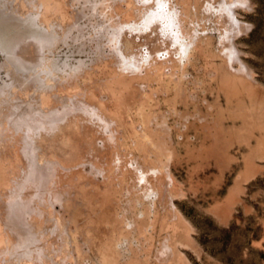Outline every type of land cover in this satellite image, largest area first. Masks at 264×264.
Instances as JSON below:
<instances>
[{"label":"rangeland","instance_id":"1","mask_svg":"<svg viewBox=\"0 0 264 264\" xmlns=\"http://www.w3.org/2000/svg\"><path fill=\"white\" fill-rule=\"evenodd\" d=\"M163 2L0 0V264H264V0Z\"/></svg>","mask_w":264,"mask_h":264},{"label":"bare ground","instance_id":"2","mask_svg":"<svg viewBox=\"0 0 264 264\" xmlns=\"http://www.w3.org/2000/svg\"><path fill=\"white\" fill-rule=\"evenodd\" d=\"M137 1H138V0H137ZM161 1L163 2V0H161ZM168 1H169V0H168ZM130 2H131V1H130ZM141 2H143V1H141ZM131 3H132V2H131ZM138 3H139V2H138ZM149 3H150V2H149ZM235 3H236V2H235ZM235 3H234V4H235ZM239 3H240V2H239ZM160 4H161V3H160ZM167 4H168V3H167ZM232 4H233V3H232ZM234 4H233V5H234ZM242 4H243V3H242ZM136 5H137V4H136ZM163 5L166 7V5H165V1L163 2L162 6H160V8H163ZM169 5H170V3H169ZM169 5H168V7H169ZM230 5H231V4H230ZM133 6H134V4H133ZM139 6H141V5H139ZM152 6H153V5H152ZM152 6H151V7H152ZM243 6H244V5H243ZM134 7H135V8H134ZM134 7H133L134 9H131V8H130V12L127 14V17H128V15H133L132 13L137 14V13L140 12V11H139V8H137L136 6H134ZM144 7H146V6H144ZM151 7H150V8H151ZM170 7H171V6H170ZM236 7H237V6H236ZM124 8H125V7H124ZM227 8H228V7H227ZM234 8H235V7H234ZM143 9H145V8H143ZM166 9H167V7H166ZM169 9H170V8H169ZM171 9H172V8H171ZM228 9H229V8H228ZM231 9H232V7H231ZM121 10H124V9H121ZM125 10H128V9H125ZM160 10H161V9H160ZM162 10H165V8H163ZM162 10H161V11H162ZM167 10H168V9H167ZM175 10H176V9H175ZM221 10H222V9H221ZM158 11H159V9H158ZM171 11H173V10H171ZM171 11L168 10V13L170 12V13H171L170 16L173 18L174 16L172 15V12H171ZM179 11H180V10H179ZM179 11H178V12H179ZM229 11H230V10H229ZM229 11H228V12H229ZM232 11H233V10H232ZM232 11H231V12H232ZM151 12H153V11H151ZM154 12H155V11H154ZM163 12H164V11H163ZM173 12H174V11H173ZM168 13H167V14H168ZM170 13H169V14H170ZM233 13H234V12H233ZM151 14H152V13H151ZM164 14H166V12H165ZM164 14H163V17H164ZM169 14H168V15H169ZM173 14H174V13H173ZM227 14H228V13H227ZM154 15L158 16V15H160V14H158V13L156 12L155 14L148 15V16L146 17L147 19L145 20V23L149 24L148 22H149V20L151 19L150 17H152V18H153V17H156V16H154ZM174 15H175V14H174ZM233 15H234V14H233ZM233 15H232V16H233ZM133 16H134V17H133ZM133 16H132L133 19H134V18L137 19V18L135 17L136 15H133ZM137 16H138V15H137ZM139 16H140V15H139ZM165 16H166V15H165ZM175 16L177 17V15H175ZM140 17H141V16H140ZM160 17H162V16H160ZM167 17H168V16H167ZM221 17H222V16H221ZM129 18H130V17H129ZM149 18H150V19H149ZM177 18L179 19V17H177ZM233 18H235V16H233ZM135 19H134V21H135ZM158 19H160V18H158ZM162 19H163V18H162ZM164 19H165L166 21L168 20L167 18H164ZM175 19H176V18H175ZM178 19H177V20H178ZM230 19H231V18H230ZM235 19H236V18H235ZM151 20H152V19H151ZM151 20H150V21H151ZM182 20H183V19H182ZM182 20H180L179 22H182V23H183ZM140 21H141V20H140ZM155 21H156V20H155ZM155 21H154V22H155ZM158 21H160V20H158ZM158 21H157V22H158ZM173 21H174V20H173ZM173 21H171V22H173ZM175 21H176V20H175ZM131 22H132V21H131ZM136 22H137V21H136ZM176 22H177V21H176ZM176 22H173L172 24H177V25H175V26H176V28H178V30H179V29H180V26H183V24L181 23V24H182V25H181V24H179L178 22H177V23H176ZM236 22H238V21H236ZM236 22L234 21L235 24H236ZM239 22H240V21H239ZM239 22L237 23V25L239 24ZM143 23H144V22H143ZM152 23H153V22H152ZM169 23H170V22H169ZM231 23H232V22H231ZM241 23H242V22H241ZM150 24H151V23H150ZM172 24H171V26H170V24H169V26H170L171 28H173V26H174V25H172ZM157 25H159V24H157ZM237 25H236V26H237ZM245 25H246V23H245ZM144 26H145V25H144ZM175 26H174V27H175ZM238 26L241 27L240 25H238ZM246 26H247V25H246ZM246 26H243V27H246ZM147 27H148V25H147ZM233 27H234V26H233ZM176 28H175V29H176ZM182 28H183V27H181V29H182ZM238 29H239V28H238ZM242 29H243V28H242ZM242 29H241V30H242ZM182 30H183V29H182ZM182 30H179V32H182ZM232 30H233V29H232ZM234 30H235V29H234ZM244 30H245V29H244ZM184 31H185V30H184ZM238 31H239V30H238ZM229 34H230V33H229ZM189 36H190V35H189ZM231 36H232V35H231ZM183 37H185V36H183ZM187 37H188V36H187ZM235 37H236V36H235ZM189 38H190V37H189ZM189 38H188V39H189ZM228 39H229V37H228ZM183 41H184V40H183ZM186 41H187V40H186ZM186 41H185V42H186ZM187 43H188V44H187ZM187 43H186L187 45H185L184 52L181 50V51L185 54L184 56L182 55V56H183V59H184L185 56L188 58L187 55H188L189 53L186 55V52H187L186 50L188 49L187 46H189V45L191 44V42H187ZM194 43H195V42H194ZM229 43H230V42H229ZM190 46H191V47H190L189 49H190V51H191V49H192V44H191ZM232 46H233V45H232ZM182 49H183V48H182ZM183 53H182V54H183ZM187 58H186V60H187ZM171 59H172V58H171ZM183 59H182V57H181V60H183ZM181 62H182V61H181ZM188 62H189V60H188ZM190 62H191V61H190ZM239 64H240V63H239ZM240 66H242V65H240ZM244 68H245V67H244ZM171 74H172V73H171ZM174 75H175V74H174ZM146 112H147V111H146ZM152 117H153V116H152ZM8 126H9V125H8ZM2 128H3V127H2ZM9 129H10V128H9ZM22 131H23V130H22ZM5 136H6V135H5ZM156 140H157V139H156ZM18 141H19V140H18ZM15 142H16V141H15ZM159 147H160V146H159ZM171 152H172V151H171ZM160 165H161V164H160ZM140 166H141V165H140ZM138 167H139V166H138ZM161 167H162V166H161ZM166 171H167V170H166ZM168 171H169V170H168ZM169 172H170V171H169ZM143 173H144V172H143ZM154 175H155V174H154ZM144 176H145V174H144ZM168 177H169V176H168ZM171 178H172V177H170V179H171ZM144 180H145V179H144ZM164 180H165V179H164ZM172 182H174V181H172ZM169 183H170V182H169ZM155 195H156V193L153 194L152 196L154 197ZM156 196H157V195H156ZM151 204H152V203H151ZM10 234H11V233H10ZM8 240H9V239H8ZM20 241H21V240H20ZM20 241H19V242H20ZM5 242H6V240H5ZM8 246H9V245H8ZM5 248H6V247H5ZM5 248H4V250H5ZM7 248H8V247H7ZM7 248H6V253H8L7 250L9 249V248H8V249H7ZM0 251H2V250H0ZM3 256H4V255H3ZM34 257H35V256H34ZM25 259H26V258H25ZM25 259H24V261H26ZM20 260H21V259H20ZM27 260H29V259L27 258Z\"/></svg>","mask_w":264,"mask_h":264}]
</instances>
